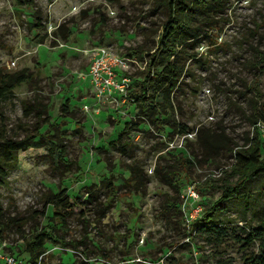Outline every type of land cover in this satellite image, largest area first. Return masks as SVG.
Returning <instances> with one entry per match:
<instances>
[{
  "label": "rangeland",
  "instance_id": "rangeland-1",
  "mask_svg": "<svg viewBox=\"0 0 264 264\" xmlns=\"http://www.w3.org/2000/svg\"><path fill=\"white\" fill-rule=\"evenodd\" d=\"M161 2L0 0V68L26 78L0 100V131L10 139L50 134L44 145L18 151L0 183V251L22 264H29L27 243L41 231L50 235L43 264H243L244 253L259 252L261 237L246 249L237 237L261 226L264 173L223 200L220 186L233 153L203 159L195 132L222 129L239 145L255 136L248 117L261 107L264 112V69L256 52L264 51V0H224L218 27L188 47L189 73L171 93L176 122L193 130L187 138L159 123L167 115L156 112L154 102L143 113L128 92L161 69L148 71L167 18ZM101 49L126 59L118 72L130 78L125 92L89 83ZM33 107L42 108L41 115L28 111ZM130 122L131 130L125 128ZM257 133L264 139L261 129ZM49 140L64 146V161ZM179 156L198 159L187 174L177 168ZM133 168L142 187L127 182ZM172 170L180 177L178 190L164 177ZM192 186L196 201L187 196ZM59 191L72 205L64 225L45 205L46 196ZM214 204L213 223L201 224ZM196 205L201 211L190 218Z\"/></svg>",
  "mask_w": 264,
  "mask_h": 264
},
{
  "label": "trees",
  "instance_id": "trees-1",
  "mask_svg": "<svg viewBox=\"0 0 264 264\" xmlns=\"http://www.w3.org/2000/svg\"><path fill=\"white\" fill-rule=\"evenodd\" d=\"M166 8L167 18L163 24L161 35L158 37L155 44V50L151 55V62L148 71L151 72L153 67L161 66L160 70H154L152 76L141 80L138 85V90L128 91L131 97L140 102V107L143 113H148L150 103L154 102L153 109L157 112L161 109L166 114V118L159 121L172 128L175 133L186 134L193 130L184 124L177 123L174 115V106L171 99L172 91L178 89L179 79L182 75L189 73L185 69L186 55H190L188 47L194 45L200 35L206 33L214 27H218L216 15L224 8V0H161ZM178 46H181L178 48ZM257 56H259V63L264 69V51L257 49ZM194 55L190 56L193 57ZM25 74L23 71L8 73L0 68V100L5 99L10 95L15 87L25 81ZM254 85V91L257 93L258 89ZM151 91H153L151 93ZM159 91V93H157ZM161 98V101L156 98ZM35 106V105H34ZM37 111L40 115L43 112L42 108H29L28 111ZM168 111V112H166ZM249 123L253 126L255 136L250 138L245 136V141L242 145L235 143L227 134L221 129L216 130L211 127H202L197 129L196 141L200 148L203 159H214L220 155L221 152L233 153L234 163L227 173V177L222 179L221 198L223 200L230 199L241 193L251 181L255 180L262 173H264V139L258 137V128L256 123L258 121L264 122L263 107L258 110V114H252L248 117ZM158 123V120L155 121ZM132 122L127 123L125 128L131 130L133 128ZM48 132L39 134V140L36 139L35 134H26L20 139H10L4 136L0 131V183H3L8 174V169L14 166L16 154L18 151L26 150L33 146H42L47 140ZM50 150L53 152L57 150L59 159L64 161L65 148L60 143H55L51 140ZM248 146L245 147V145ZM198 159L190 157L179 156L175 162L177 168L188 173V169L195 164ZM156 171H163V167L157 164ZM165 180L170 185L178 190V180L180 177L174 170L165 172ZM230 177H235V181L229 180ZM128 184L142 187V180L135 172V168L131 170L130 177L127 180ZM51 204L55 209L52 213L53 219L57 223L65 224L66 216L72 211V205L67 200L65 191L57 193H49L46 196L45 205ZM216 204L206 208L199 221L206 226L213 223V212L216 210ZM2 209L0 207V217L2 216ZM260 227L252 228V230L244 237H237L240 242H243L242 249L249 247L254 240L261 237V248L257 254L246 252L242 255L243 264H264V214L259 217ZM191 235V232H190ZM3 232L0 230V240ZM50 235L46 231H41L31 237L27 243V251L29 252V264H43L40 258L44 254V245Z\"/></svg>",
  "mask_w": 264,
  "mask_h": 264
},
{
  "label": "built area",
  "instance_id": "built-area-1",
  "mask_svg": "<svg viewBox=\"0 0 264 264\" xmlns=\"http://www.w3.org/2000/svg\"><path fill=\"white\" fill-rule=\"evenodd\" d=\"M126 66V59L120 58L114 54L107 52L104 49L98 50L91 61L90 67L87 72V79L91 86L95 88H101L107 92L117 91L125 92L129 87L130 78L123 73L118 74ZM258 129H261L264 137V122L258 121L256 123ZM193 132L183 134L184 138L191 136ZM176 137L182 135L180 133L175 134ZM170 146H174V141H169ZM218 171H214L213 176H217ZM187 196L196 201L198 199L197 190L192 186L188 189ZM192 213L188 214L190 218L195 217L194 213L201 211L199 205L193 206ZM197 215V214H196ZM0 260L5 264H22L21 261L10 253H4L0 251Z\"/></svg>",
  "mask_w": 264,
  "mask_h": 264
}]
</instances>
